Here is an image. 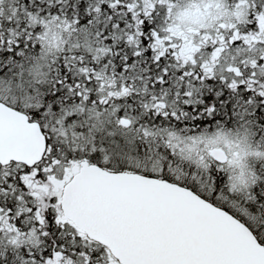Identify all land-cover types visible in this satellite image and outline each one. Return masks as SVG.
<instances>
[{
    "label": "snow or ice",
    "instance_id": "6c2138e0",
    "mask_svg": "<svg viewBox=\"0 0 264 264\" xmlns=\"http://www.w3.org/2000/svg\"><path fill=\"white\" fill-rule=\"evenodd\" d=\"M0 264H264V0H0Z\"/></svg>",
    "mask_w": 264,
    "mask_h": 264
}]
</instances>
